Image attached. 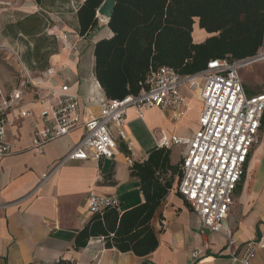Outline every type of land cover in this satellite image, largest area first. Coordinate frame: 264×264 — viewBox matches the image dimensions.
Masks as SVG:
<instances>
[{"label": "crops", "instance_id": "1", "mask_svg": "<svg viewBox=\"0 0 264 264\" xmlns=\"http://www.w3.org/2000/svg\"><path fill=\"white\" fill-rule=\"evenodd\" d=\"M85 1L46 0L38 6L30 0L23 11L27 17L44 12L54 22L51 33H70L71 42L76 44V48L70 51L60 46L58 52L49 58L48 67L40 68L41 80L34 87L59 91L62 86H67L68 93L78 97L80 124L99 117L101 113L99 100L106 96L95 77L94 51L99 41L113 36L108 27L109 21L99 12L95 32L86 39L78 35L77 10ZM197 34L196 39L193 37L195 44L203 43L210 37L207 33V36L202 32ZM58 35H55L56 38ZM34 64L27 66L32 70ZM254 70L264 75V64L241 72L244 89L249 96L264 93L261 92L264 88L254 90L245 84L247 80L244 81L246 77L243 74ZM26 72L29 75L28 70ZM34 92L35 89L26 100L24 110L38 115L40 107L35 103ZM182 93L188 105L195 101L199 104L196 123H187L189 109L185 117L174 122L171 111L146 108L140 117L135 108H130L123 127L126 139L118 141L114 159L68 163L44 183L43 175L54 169L86 131L81 128L50 143L45 153L40 155L32 150L34 118H16L9 129L10 137L15 141L14 154L0 158V264H141L145 261L154 264H236L233 257L240 255L250 241L262 246L251 264H264L262 125L222 233H201L197 215L174 189L152 221L158 233L159 246L151 255L141 258L132 253H121L115 248L108 249L97 243V238L91 239L85 248L75 249L76 235L92 218L88 204L91 191L116 198L121 211L143 203L140 182L131 176L128 161L132 159L133 163H142L152 152L161 149L159 142L162 134L184 139L193 136L202 101L198 92L193 93L187 87L182 88ZM174 148L179 156L184 151L180 147L169 149L172 152ZM171 162L175 165L178 159ZM227 232L231 233L232 244L225 235ZM194 251H199V259L192 257Z\"/></svg>", "mask_w": 264, "mask_h": 264}, {"label": "built area", "instance_id": "2", "mask_svg": "<svg viewBox=\"0 0 264 264\" xmlns=\"http://www.w3.org/2000/svg\"><path fill=\"white\" fill-rule=\"evenodd\" d=\"M57 39L68 51L76 48L70 33L58 35ZM258 64H264L263 48L254 56L233 62L226 59L211 61L204 71L190 76H181L168 67L160 68L148 78V90L121 100L100 99L99 117L82 124L79 123L78 97L69 94L67 86H62L59 91L40 90L35 86V103L40 107V113L35 115L24 110L26 85L8 90L0 80V158L14 154L15 141L10 137L9 129L15 119L33 117L32 150L40 155L50 143L78 129L86 131L54 169L43 175L42 183L68 163L114 159L118 141L126 139L123 127L128 109L135 108L140 117L146 108L171 111L176 122L185 117L189 109L182 93V88L187 87L193 93L198 92L202 101L197 130L190 139L169 138L162 134L159 146L161 149L184 148L176 192L197 215L201 233H222L246 163L258 142L264 116V93L247 95L241 79L243 70ZM128 165L133 166L132 159ZM88 204L92 215L119 206L116 198L93 191L88 195ZM225 235L232 244L231 233ZM96 241L105 245L104 238ZM261 247L260 243L250 241L232 260L236 264H251ZM192 257L199 259V251H194ZM141 264L154 263L145 261Z\"/></svg>", "mask_w": 264, "mask_h": 264}, {"label": "trees", "instance_id": "3", "mask_svg": "<svg viewBox=\"0 0 264 264\" xmlns=\"http://www.w3.org/2000/svg\"><path fill=\"white\" fill-rule=\"evenodd\" d=\"M33 1L41 6L46 0ZM104 1L86 0L77 10L81 38L98 28L96 15ZM47 24L38 13L10 27L15 35L32 40L25 61L29 65L42 60L41 69L59 49L56 36L46 34ZM197 24L210 35L199 44L192 36ZM108 27L113 36L95 45V77L108 100H121L148 90V78L160 68L190 76L214 60L233 62L256 55L264 49V0H117ZM171 155V149L163 148L144 162L133 163L131 176L139 180L144 202L124 211L119 205L92 215L76 235L75 249L85 248L93 238H104L106 248L121 253L141 258L154 253L159 239L152 221L181 179L180 166L172 164Z\"/></svg>", "mask_w": 264, "mask_h": 264}, {"label": "rangeland", "instance_id": "4", "mask_svg": "<svg viewBox=\"0 0 264 264\" xmlns=\"http://www.w3.org/2000/svg\"><path fill=\"white\" fill-rule=\"evenodd\" d=\"M29 2L30 0H0V80L8 90L26 85L27 99L33 95V85L39 84L41 80L40 68L44 65V62L40 60L35 63L32 70L27 66L25 60L30 57L29 51L33 49L32 40L24 35H15V32L10 27L27 17L23 11H25L24 7H26ZM39 13H42L45 20H47V36L52 37L58 35L52 34L50 31V29L53 28L54 22L50 20L49 16L44 12ZM198 32H202L207 36L206 32L196 25L193 34L195 39L198 36ZM59 43L60 48L61 42ZM27 70L29 75L26 72ZM243 75L246 77L244 81L247 80L245 84H248L254 90L264 88V75L260 73V71L258 72V70H254L246 72V74ZM263 91L264 90L261 92ZM197 98L199 99V96ZM198 111L199 104L197 101L189 105L187 123H196ZM181 154L180 156L178 155L176 148L172 150L171 160L175 162L178 159V162L175 165H179V160L182 158Z\"/></svg>", "mask_w": 264, "mask_h": 264}, {"label": "water", "instance_id": "5", "mask_svg": "<svg viewBox=\"0 0 264 264\" xmlns=\"http://www.w3.org/2000/svg\"><path fill=\"white\" fill-rule=\"evenodd\" d=\"M116 3H117V0H105L103 5L98 10L99 15L105 17L108 21H110L112 18Z\"/></svg>", "mask_w": 264, "mask_h": 264}, {"label": "bare ground", "instance_id": "6", "mask_svg": "<svg viewBox=\"0 0 264 264\" xmlns=\"http://www.w3.org/2000/svg\"><path fill=\"white\" fill-rule=\"evenodd\" d=\"M106 20V19H105Z\"/></svg>", "mask_w": 264, "mask_h": 264}]
</instances>
